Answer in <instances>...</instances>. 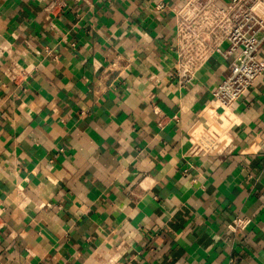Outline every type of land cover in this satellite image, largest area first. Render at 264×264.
I'll use <instances>...</instances> for the list:
<instances>
[{
  "label": "crops",
  "instance_id": "1",
  "mask_svg": "<svg viewBox=\"0 0 264 264\" xmlns=\"http://www.w3.org/2000/svg\"><path fill=\"white\" fill-rule=\"evenodd\" d=\"M157 2L0 0V264H264V76L223 112Z\"/></svg>",
  "mask_w": 264,
  "mask_h": 264
},
{
  "label": "built area",
  "instance_id": "2",
  "mask_svg": "<svg viewBox=\"0 0 264 264\" xmlns=\"http://www.w3.org/2000/svg\"><path fill=\"white\" fill-rule=\"evenodd\" d=\"M69 0H53L65 6ZM77 1V0H75ZM156 9L167 3L157 0ZM175 11V72L182 82L196 79L208 59L221 54L229 59V69L212 90L215 102L232 107L255 82L264 76V0H181ZM8 47L0 42V59ZM5 73L18 83L29 70L12 60ZM248 216L235 217L232 229H244Z\"/></svg>",
  "mask_w": 264,
  "mask_h": 264
},
{
  "label": "bare ground",
  "instance_id": "3",
  "mask_svg": "<svg viewBox=\"0 0 264 264\" xmlns=\"http://www.w3.org/2000/svg\"><path fill=\"white\" fill-rule=\"evenodd\" d=\"M225 109H228V110H230L228 107H226Z\"/></svg>",
  "mask_w": 264,
  "mask_h": 264
}]
</instances>
